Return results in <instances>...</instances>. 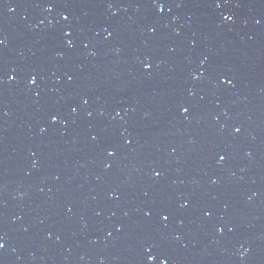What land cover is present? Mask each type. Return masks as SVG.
<instances>
[{
	"label": "water",
	"instance_id": "water-1",
	"mask_svg": "<svg viewBox=\"0 0 264 264\" xmlns=\"http://www.w3.org/2000/svg\"><path fill=\"white\" fill-rule=\"evenodd\" d=\"M0 245L264 264V0H0Z\"/></svg>",
	"mask_w": 264,
	"mask_h": 264
},
{
	"label": "snow or ice",
	"instance_id": "snow-or-ice-1",
	"mask_svg": "<svg viewBox=\"0 0 264 264\" xmlns=\"http://www.w3.org/2000/svg\"><path fill=\"white\" fill-rule=\"evenodd\" d=\"M145 67H148L147 65H145ZM35 82V80H34V78L30 81V83H34ZM185 111H186V109H185ZM52 119L53 120H55L56 119V117L55 116H53L52 117ZM165 219H167V217H165ZM0 247H3V245H0ZM149 259H151V257H149Z\"/></svg>",
	"mask_w": 264,
	"mask_h": 264
}]
</instances>
